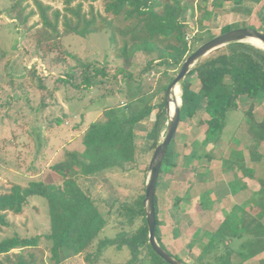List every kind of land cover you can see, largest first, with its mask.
I'll return each instance as SVG.
<instances>
[{"label": "trees", "instance_id": "trees-1", "mask_svg": "<svg viewBox=\"0 0 264 264\" xmlns=\"http://www.w3.org/2000/svg\"><path fill=\"white\" fill-rule=\"evenodd\" d=\"M85 1L61 0V9H53L40 0H34V3L43 28L50 32L49 38L56 39L61 33L85 37L99 30L108 32L112 55L121 63L112 78L118 80L120 76L125 84L126 104L123 107L118 105L104 108L99 118L87 125L81 137V149L64 151L62 158L50 166L53 180H30L26 186L15 184L8 191L0 193V225L7 224L6 212L19 214L31 197L40 196L45 198L48 205L50 231L44 234V238L49 242L51 264L61 262L60 254L64 250L70 251L72 255L85 253L84 259L94 255V260H97L109 248L116 251L125 248L128 251L129 257L124 264H168L154 252L148 242L144 194L136 196L132 204L122 202L119 205L118 213L123 211L124 219L129 224L135 218H141L142 223L135 230H120L114 237L99 236L108 217L99 210L92 197L93 178L111 169H122L125 164L136 159L138 148L134 126L154 109L150 103L151 98L146 97L141 87V75L150 71L154 64L174 66L179 70L184 59L194 50L186 40L185 18L187 15L192 17L198 6L193 4L196 0H101L104 11L111 17L97 24L92 13L87 17L81 12ZM198 1L208 0H197L196 3ZM212 3L214 6H222L223 0H212ZM210 13L205 11L203 15L209 17ZM59 23L63 26L62 31L58 29ZM227 30L230 28L225 26L220 33ZM50 47L55 48L56 41ZM137 55L144 57V64L136 78L128 68ZM70 56L81 69L82 85L89 88L103 82L106 76L104 67L85 62L75 55ZM98 76L100 79H97ZM191 76H194L197 83L190 80ZM173 78H168L155 92L162 91L165 94ZM64 82H68L67 79ZM38 86L44 88L41 83ZM179 95L178 87V102ZM242 96L250 100L248 108L243 111L249 123V131L253 139L264 141V120L255 121L252 114L254 105L264 101V49L249 43L235 42L213 50L186 74L181 85L180 122L184 119L192 120L197 126L194 128L195 133L199 131L196 128L205 123L202 140L204 146L219 136L226 113L238 108V100ZM200 110L206 115L205 119L204 116L202 119L199 117ZM164 113L165 110H158L153 118L155 136ZM55 123L60 125L62 120L56 118ZM175 136L176 132L166 149L159 175L179 164H176L175 157L177 153H183V145L179 148L174 146ZM156 144L154 137L152 150ZM196 155V151H190L186 163L188 168L194 166L191 163ZM259 156L264 157V152ZM259 183L260 188L253 193V204L247 207L249 218L232 222L225 215L215 231L204 232V253L197 257V260L204 259L202 264H236L238 259L240 264H245L244 260L264 251V178ZM157 185L158 180L154 193L155 236L158 243L167 250L161 241L164 224L158 215ZM179 200L175 199L174 203L177 204ZM110 210L107 211L108 215L111 214ZM236 239L241 242L237 251H234L226 242ZM94 244L95 250L91 255L89 249ZM39 247V236L26 238L13 234L3 237L0 239V264H47L37 253ZM167 251L178 258L175 253ZM258 264H264V257L258 259Z\"/></svg>", "mask_w": 264, "mask_h": 264}, {"label": "rangeland", "instance_id": "rangeland-1", "mask_svg": "<svg viewBox=\"0 0 264 264\" xmlns=\"http://www.w3.org/2000/svg\"><path fill=\"white\" fill-rule=\"evenodd\" d=\"M40 1L53 9L63 7L61 0ZM196 2L193 4H197L198 8H195L194 15L185 18L186 40L192 49L219 34L225 26L230 29L247 26L264 31V0H223L222 6H214L212 0ZM205 11L211 12V15L205 17ZM81 12L87 17L92 13L97 24L111 17L104 11L101 0L83 2ZM58 29L63 30L61 23ZM49 34L37 15L34 0H0V193L8 191L15 184L26 186L30 180H53L50 166L62 158L64 151L81 149V137L87 125L98 119L104 108L123 107L127 101L126 86L120 76L118 80L112 78L121 63L112 55L108 32L99 30L85 37L61 33L56 39L49 38ZM53 41H56L55 48L50 47ZM70 54L104 67L106 76L103 82L89 88L82 85L81 69ZM143 64L144 57L137 55L128 71L136 76ZM177 73L174 66L154 64L150 71L141 75V87L146 97L151 98L154 109L134 126L138 148L136 159L122 169H111L93 178L92 197L99 210L108 217L100 237H114L120 230H135L142 223L140 217L135 218L132 224L126 222L123 211L118 213L119 205L122 202L132 204L136 196L144 194L152 143L154 137L157 142L161 141L167 120L164 113L155 136L153 118L158 110H165V94L155 91ZM65 79L68 82H64ZM190 80L197 83L194 76ZM39 83L44 85L43 89L39 88ZM249 101L246 96L239 98L238 108L226 113L224 126L216 137L219 141L211 140L208 145L202 144L203 128L199 137L189 141L185 131L189 126L182 124L177 143H184L186 149L183 153L192 150L197 153H223L229 146L226 144L233 143L230 148L232 153L224 156L227 164L235 157L240 158L241 154L248 157L249 151L260 143L251 140L249 123L243 115ZM252 114L255 121L264 120V101L254 105ZM198 115L201 119L203 116L206 118L203 110ZM56 118L62 120L60 125L55 123ZM200 126L205 127L206 124ZM185 134L187 139L184 138ZM178 136L176 132L175 140ZM237 141L246 145L245 153L243 149H236ZM210 145H214V148ZM232 185L235 183L232 182ZM109 208L110 215L107 214ZM196 210L195 195L188 205L183 203L173 208L175 215H179L173 220L179 223V228L174 232L168 231L162 237L167 250L173 251L187 264H202L204 261L203 258L197 260V256L204 253L202 249L206 240L202 236L198 239L201 242L195 241L201 236L195 234L197 227H201V223L195 220ZM47 212L45 198L31 197L19 214L6 212L7 224L0 225V239L13 234L26 238L39 236L40 250L37 253L47 264H51L49 242L44 238V234L50 231ZM94 250L95 244L89 249L91 255ZM60 255L59 264H124L129 257L125 248L120 251L109 248L97 260H94V255L84 259L85 253L72 255L67 250ZM253 263L258 264V261Z\"/></svg>", "mask_w": 264, "mask_h": 264}, {"label": "crops", "instance_id": "crops-1", "mask_svg": "<svg viewBox=\"0 0 264 264\" xmlns=\"http://www.w3.org/2000/svg\"><path fill=\"white\" fill-rule=\"evenodd\" d=\"M186 120L179 123V127L176 130L177 136L180 126L185 123L189 126L185 128L189 137L185 134L186 136L184 135V138L187 139L188 137L189 141H192L195 137H199L200 131L205 129V127L199 125V128H196L199 131L195 133L194 128L197 127L195 123L190 119ZM243 134L247 135L245 132ZM234 136H232L231 140L234 139ZM179 137L180 135L175 140V146L180 147L183 145L184 151L186 149V147L184 148V143H177ZM237 139L239 140V137ZM215 140L219 141L218 138H215ZM251 140L255 141L252 136ZM226 145L229 146L226 147V152L224 151L223 153L213 154L210 151L209 153H197L192 159L191 164L194 166L191 168H188L186 164L189 153H177L175 161L176 164H179L171 166L166 173L158 175V215L164 224L162 227L161 241L166 248L167 246L162 237L168 231L174 232L179 228V223L173 221L179 218V215H175L173 208L176 209L183 203L188 205L194 195L197 205V210L195 211V218L197 219L195 220L201 223V227H197L195 232V234L201 235L195 239L197 243L201 242L198 239L202 237L204 232L215 231L225 215L232 222H239L246 217L249 218L247 207L253 204V193L260 188L259 180L264 178V161H262L264 157L259 156V154H263L264 152V141H260L258 146L254 147V150H250L248 157H246V154H241L240 158L239 156L235 157L230 164L226 163L227 160L224 156L227 153H232L230 148L234 144L228 143ZM237 145L236 149H243L245 153L246 145L241 144L239 141H237ZM210 146L214 148V145ZM251 151L254 153L251 154ZM258 159L259 161H257ZM232 182L235 185H232ZM178 198L180 200L175 204L174 201ZM204 238L206 240V237ZM240 242V239H236L226 242V245L230 246L234 251H237ZM261 257H264V251L244 260V263L251 264L253 261L257 262ZM239 262L240 260L238 259L236 264H240Z\"/></svg>", "mask_w": 264, "mask_h": 264}, {"label": "water", "instance_id": "water-1", "mask_svg": "<svg viewBox=\"0 0 264 264\" xmlns=\"http://www.w3.org/2000/svg\"><path fill=\"white\" fill-rule=\"evenodd\" d=\"M247 39H256L264 45V31H261L254 27H237L225 32H221L202 44L196 47L182 62L178 73L173 80L168 84L165 92V113H166V129L161 141L157 142L153 152L150 156L147 165V175L144 186V198L143 208L145 214V220L148 228V242L151 245L154 252L160 256L168 264H187L174 257L166 249H164L157 241L155 236L156 231V217L154 209V193L155 187L161 167L162 160L164 158L166 149L170 144L177 127L180 122V106H181V85L186 74L194 67V65L207 54L223 47L230 43L246 42ZM179 86L180 95L179 102L175 96V88ZM173 101L174 107L170 111L169 103Z\"/></svg>", "mask_w": 264, "mask_h": 264}, {"label": "bare ground", "instance_id": "bare-ground-1", "mask_svg": "<svg viewBox=\"0 0 264 264\" xmlns=\"http://www.w3.org/2000/svg\"><path fill=\"white\" fill-rule=\"evenodd\" d=\"M246 42L249 43V44H252V45H254L256 47L264 49V45L260 41H258L256 39H247ZM178 87L179 86H176V88H175V96H176V90L178 89ZM173 107H174V103H173V101H170V103H169L170 111H172Z\"/></svg>", "mask_w": 264, "mask_h": 264}]
</instances>
